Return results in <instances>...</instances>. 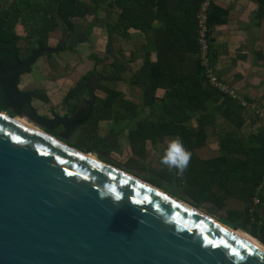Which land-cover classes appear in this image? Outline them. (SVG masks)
I'll return each mask as SVG.
<instances>
[{
  "label": "water",
  "instance_id": "95a60500",
  "mask_svg": "<svg viewBox=\"0 0 264 264\" xmlns=\"http://www.w3.org/2000/svg\"><path fill=\"white\" fill-rule=\"evenodd\" d=\"M53 50L0 70L15 108L0 111V264H264V249L232 225L46 133L77 124L39 115L14 81ZM254 236L264 245V231Z\"/></svg>",
  "mask_w": 264,
  "mask_h": 264
},
{
  "label": "trees",
  "instance_id": "16d2710c",
  "mask_svg": "<svg viewBox=\"0 0 264 264\" xmlns=\"http://www.w3.org/2000/svg\"><path fill=\"white\" fill-rule=\"evenodd\" d=\"M203 1L197 0L196 8L176 14L178 19L187 18L191 27H174L169 21L163 24L162 28L167 33L165 43L161 41L162 37L156 29L155 63L147 60L144 67L132 69L124 57L115 58L111 50L103 57L98 53H91L90 57L95 64L102 66L96 74L99 81H107L101 88L108 97L105 100L97 98L92 116L84 114L82 119L88 121L85 129L91 126L94 129L92 132L95 133L100 120H109L113 113L119 117L120 110H131L136 117L140 105L126 101L122 92L110 89L112 84L124 82V74L130 72V83L142 89V107L153 108L161 104L160 114L163 115L162 121H141L139 126L130 132V145L133 150H143L146 141H151L150 144L156 147L158 139L165 135L181 139L185 148L192 154L187 170L183 175H179L182 183L187 180L188 196L202 201L200 197L207 194L206 197H210V200L221 208L229 196L249 201L244 210H232L234 218L226 223L259 236L264 231V204L257 209L253 204L257 199H260V202L264 200L262 195L255 200L256 188L264 183V131L246 138L230 134L219 137L221 154L211 159H205L200 153V149L208 145L210 129L216 130L218 114L237 129L243 130L247 113V104L244 105L239 99L215 88L207 79L200 58L199 44L198 16ZM172 2L174 1L14 0L8 7L0 6V70L12 69L16 63V55L22 60L29 59L39 46H49L51 33L59 28L65 40L58 41L53 52L76 50L78 40L82 38L78 39L81 31L83 36L94 33L95 21L98 19L97 10L101 7L107 6L109 11H116L115 21L106 22L109 35L119 31L124 36L130 28L141 30L143 24L148 28L152 20L162 15L172 17ZM210 15L213 28L220 22L221 16L214 4ZM19 23L23 24L25 32L17 31L16 26ZM52 55L47 53L49 58H52ZM32 69L33 66L28 70ZM47 71L50 72L49 69ZM90 73L92 75L95 71ZM48 75L50 77V73ZM51 79L60 81L57 76ZM37 90L28 93L37 95ZM158 90L164 92L161 98L157 96ZM75 96L71 89L66 95L67 103ZM0 103V111L9 113V109L13 110L1 85ZM11 115H14V112ZM195 117L197 126L193 128L189 123ZM229 180L234 183L232 186L227 183ZM214 184L220 188L216 193L211 192V186Z\"/></svg>",
  "mask_w": 264,
  "mask_h": 264
},
{
  "label": "crops",
  "instance_id": "0c3cea01",
  "mask_svg": "<svg viewBox=\"0 0 264 264\" xmlns=\"http://www.w3.org/2000/svg\"><path fill=\"white\" fill-rule=\"evenodd\" d=\"M172 1H174L171 3L172 5L170 7V9H172V17L167 18V16L162 15V18L158 17L152 20L148 28L146 24H143L144 27L141 30L130 28L124 36L122 32L119 31H114L111 35H109V30L107 27L108 24L106 22L108 21L109 23H113L115 21L116 11L114 9L109 11L107 6L101 7L97 10L98 19L95 21V32L98 34L99 39H102V41L106 42V44H104L107 46L108 53L111 50L114 52L115 58H121V56L124 57V59L129 64H131L130 66L132 69L144 67L147 60L155 63L157 61V51L155 50L157 34L156 29H158L160 37H162L161 41L165 43L167 39V33L164 32V28H162L163 24H166V21H169V23H172L174 27H179L180 25V28L191 27V22L187 18L178 19L176 14L177 12L185 13L188 9L192 10L198 6L197 0ZM0 6L5 5L1 4ZM214 6L221 12V16L220 22L215 24V27H213V43L211 51V61L214 66L213 68L219 78L229 88L236 92L235 98L242 101L243 104H247V113L245 116V125L243 130L234 127L233 124L221 114L217 115V123L215 126L216 130L215 128L210 129L209 134L211 136L208 140V145L200 149V153L204 155L205 159H211L219 153L221 154L219 137H225L224 135L230 134L235 137L246 138L264 131V0H216ZM19 28L22 29L24 26L19 24ZM169 28L171 27L169 26ZM57 30H59L58 33H51L50 39L53 41L57 38L58 41H60L61 34L63 36L61 29L59 28ZM57 34L59 36H57ZM81 36H83V31L79 33L78 39ZM114 36L119 37L118 42L115 44ZM80 40L81 39L78 40V43H80ZM58 41L56 43H58ZM56 43L53 42L52 44L55 45ZM79 51V48H76V50L73 51L65 50L56 54H58L60 61H63L65 60L66 56L76 54ZM97 52L98 51L94 53ZM41 63L36 65L40 66L38 68L40 73L38 77H36L40 85L39 87L35 86V89H30L27 92L35 91L39 89L40 86H43V81L46 83L49 81L52 86V96H54V94H58L57 92H59L62 94V98L66 97L67 93L71 89H65V87L62 86L60 82L50 80L47 75L48 71L46 69L45 63L44 65ZM61 64L67 70L66 65H64L62 62ZM33 69L21 74L19 82L20 88L22 85H26L27 83L34 82L36 80L33 76ZM96 78L98 79V77ZM129 78L130 72H126L124 74L125 80L123 83H127V85L130 87L129 92H132L133 95H126L122 90L116 89L120 82L112 84L110 89L114 88L115 90L122 92L126 101H130L137 106L140 105L137 116L135 117L131 110H120L118 111L120 112L119 117L113 113L114 115L112 114L109 120H100L102 123L110 121V123L114 126L112 128V132H114V134H116L115 129L117 127H119V129L122 128L121 131H123V137L128 138V143L124 142L126 145H130V132L134 131L139 126V122H159L163 119V115L160 114L161 104L155 105L153 108L150 106L145 108L142 107V89L131 84ZM72 79L74 82V77ZM79 79H81L80 76L77 77V81ZM88 92L91 93L89 85ZM104 93L105 96H96V99L98 98L100 100H105L108 97V94L106 92ZM163 94V90H158L157 96L159 98H161ZM75 95L76 96L74 98L69 100L67 103V108H64L61 115H65L66 117L76 115L78 112H80V110L88 105V101L90 100H84L83 91L78 94L75 92ZM32 96V103L34 107H39L37 106L39 105L37 102L38 99L43 101L44 98H37L38 95L36 94ZM44 96V101L46 103L50 102V97H47L46 95ZM44 101L38 108V112L42 115L53 116V112L57 111L55 110V105H52V107H44ZM61 105L62 100L60 102V107ZM95 105H97V101ZM43 107L45 110H43ZM57 109L60 108L57 107ZM258 111H260L261 114H258ZM197 116L198 115H196V117ZM196 117L189 123V125L193 128L197 126ZM97 131H99V129ZM175 138L178 137L165 135L158 139V144L156 147L150 144L151 141H149V146H146L151 148L152 153L157 155V161H160L168 141ZM227 183L229 186L234 184H232L230 180ZM242 184H244V182H242ZM219 189L220 188L216 184L211 186V192L216 193ZM259 195L264 197V183L256 188L255 200L260 197ZM225 203L226 204L223 206V208L217 205L216 202H211V205H213L214 209H219L222 211L223 215L227 217L228 211L244 210L249 201L246 202L233 196H229ZM263 204L264 200L259 203L256 200L253 204V207L257 209L262 207Z\"/></svg>",
  "mask_w": 264,
  "mask_h": 264
},
{
  "label": "rangeland",
  "instance_id": "374dc122",
  "mask_svg": "<svg viewBox=\"0 0 264 264\" xmlns=\"http://www.w3.org/2000/svg\"><path fill=\"white\" fill-rule=\"evenodd\" d=\"M14 0H0V5L4 4L5 6L11 5V2ZM25 5V4H24ZM20 24V23H19ZM19 24H17L16 28L18 29L19 33L25 32V28L20 29ZM23 25V24H20ZM59 30H56L55 32L58 33ZM87 36H81L80 43L77 44L76 48H79V52L76 54H71L69 56L65 57V60H61L58 57V54L56 52H44L40 56L37 57L34 67L33 76L38 77L40 70L38 69L40 66H36L37 64L41 63L42 65L46 66V69H49V73H47L48 78L50 80L52 77H56L58 79H61L60 82L62 86L65 87V89H72L76 92V94L83 91L84 100L88 101L90 100V93L88 92V85L90 88L93 89L94 96L99 97L105 96L103 89L101 88L103 85L107 84V81H99L98 73L101 70V65L97 66L95 62L91 59L90 54L98 51L100 57L105 56L107 51V46L105 45L106 42L102 41V39H99L98 34L94 31L92 35ZM97 35V36H96ZM57 36H59L57 34ZM64 36L60 37V40L63 39ZM118 36H114V44L118 42ZM58 41V38L54 41L51 39H48L49 46L46 47H52L56 46V42ZM22 42V41H21ZM56 43L53 45L52 43ZM105 43V44H104ZM23 44V43H22ZM83 44V46H82ZM103 50V52H102ZM71 51V50H70ZM106 51V52H105ZM47 53H52V58L47 57ZM54 58V60H53ZM61 62L66 65L67 70L62 66ZM36 66V67H35ZM71 66V67H70ZM73 67V69H72ZM95 71L94 74L91 75L90 72ZM98 71V72H97ZM78 74V75H77ZM80 76L81 79L77 81V77ZM84 76V77H83ZM74 77V82L72 81ZM98 77V79L96 78ZM55 81V80H53ZM49 82V81H48ZM46 83L45 81L42 82L43 86H40L39 90H37V98L45 99L46 95L47 97H50V102H45L44 99V107H48L52 105H55V110L53 112V115H61L64 108H67V99L66 97L62 98V94L57 92L58 94H54V96L51 95L52 86L49 83ZM56 82V81H55ZM41 84V85H42ZM56 84V83H54ZM74 84V85H73ZM39 82L37 79L34 82H29L26 85L21 86L22 91H29L30 89H35V86L39 87ZM119 87V88H118ZM116 89H120L125 93L126 95L132 94L130 91V87L127 85V83L120 82ZM44 95H43V94ZM62 98V99H61ZM72 99V98H71ZM70 99V100H71ZM62 100V105L60 107V102ZM42 100L38 99V103L42 105ZM69 102V101H68ZM1 105V103H0ZM36 111H38V108ZM43 107V108H44ZM60 108V109H57ZM54 108V107H53ZM45 110V108L43 109ZM10 114L14 112V110H8ZM27 119V118H26ZM29 122L33 123L35 126L39 127L35 121L31 119H27ZM99 131L96 130L95 133L92 131L94 130L89 126V129L84 128H78L75 132L69 134V135H63V127L62 125L57 128V132H47L46 133L55 135L58 139L62 140L67 145L72 146L75 149L84 151L86 153L87 150H96L97 158L102 161L106 162L128 174H131L141 180H146L156 186H160V188L164 189L168 193H171L172 195L176 197H180L181 199L190 201L189 199H192L190 196H188V193H186L188 184L187 180L185 182H181V177L176 174L175 171H169L166 167L162 166L160 161H157V155L153 154L151 151V148L147 147L149 146V141H146L145 144L147 145L143 150L142 148L138 151H134L131 145H126L124 142L128 143V138L123 137V131H121L122 128L119 129L117 127L115 129V133L113 134L112 128L114 127L110 121L104 122L99 121L97 123ZM95 125V126H97ZM41 128V127H39ZM42 129V128H41ZM92 132V133H89ZM95 134V135H93ZM113 136V137H112ZM161 148V147H160ZM205 196L200 197L202 201L197 200H191L190 202L192 205L198 207L202 212H205L206 214H209L210 216L216 218L217 220L222 221L223 223L230 222L233 216V211H228L227 217L223 215V212L219 209H214L213 205H211L210 197L207 198ZM211 201V202H210ZM228 224V223H226ZM246 234L249 235L246 231H243ZM251 236V235H249ZM253 237V236H252Z\"/></svg>",
  "mask_w": 264,
  "mask_h": 264
},
{
  "label": "built area",
  "instance_id": "2783aa9c",
  "mask_svg": "<svg viewBox=\"0 0 264 264\" xmlns=\"http://www.w3.org/2000/svg\"><path fill=\"white\" fill-rule=\"evenodd\" d=\"M216 0H204L201 6L199 20V44L200 58L202 65L206 70V76L209 83L220 91L236 97V92L229 88L216 74L211 59L212 43H213V28L210 24L211 8ZM246 105V104H244ZM258 114L260 111L257 112ZM261 114V113H260ZM262 116V115H260ZM260 202V199H257Z\"/></svg>",
  "mask_w": 264,
  "mask_h": 264
},
{
  "label": "clouds",
  "instance_id": "9594fccd",
  "mask_svg": "<svg viewBox=\"0 0 264 264\" xmlns=\"http://www.w3.org/2000/svg\"><path fill=\"white\" fill-rule=\"evenodd\" d=\"M191 156V152L185 148L182 140L175 138L168 141L160 162L169 171L183 175L190 164Z\"/></svg>",
  "mask_w": 264,
  "mask_h": 264
},
{
  "label": "flooded vegetation",
  "instance_id": "af4514ba",
  "mask_svg": "<svg viewBox=\"0 0 264 264\" xmlns=\"http://www.w3.org/2000/svg\"><path fill=\"white\" fill-rule=\"evenodd\" d=\"M21 59V58H20ZM35 63H33L32 65H31V67L34 65ZM31 67H29V68H31ZM26 71H30V70H26ZM26 71H23V72H21V74H23L24 72H26ZM21 74L16 78V80L14 81V83L19 87V82H20V76H21ZM20 88V87H19ZM91 89V92H92V88H90ZM25 92H27V91H25ZM28 93V92H27ZM29 94V93H28ZM32 95V94H31ZM90 95H91V97H90V101H88V105L85 107V108H83L82 110H80V112H78V114H76V115H73V116H67L68 117V119H69V122L71 123V124H77V126L75 127V128H71V127H65V126H63L62 125V127H63V135H69V134H71V133H73V132H75L78 128H84V126L88 123V121L86 120V119H82V116L84 115V114H88V116L89 117H91L92 116V113H93V108H94V105H95V103H96V96H94V94H93V96H94V101H93V108H92V110L90 111V103L92 102V100H93V96H92V94L90 93ZM32 98H33V96H32ZM9 106H10V108H12V109H15L14 108V106L13 105H11L10 103H9ZM37 108H35V110H36ZM36 112H38V111H36ZM38 114L39 115H42V114H40L39 112H38ZM42 116H44V117H46V118H48V119H51V118H54V116L55 115H53V116H47V115H42ZM60 116H64V117H66L65 115H60ZM61 125H57V126H54L53 127V129H52V132H57V128H59Z\"/></svg>",
  "mask_w": 264,
  "mask_h": 264
},
{
  "label": "bare ground",
  "instance_id": "6f19581e",
  "mask_svg": "<svg viewBox=\"0 0 264 264\" xmlns=\"http://www.w3.org/2000/svg\"><path fill=\"white\" fill-rule=\"evenodd\" d=\"M21 121L23 124L35 129L36 131L43 132L41 129H39V127H37L33 123L29 122L26 118H22ZM92 157H93V155H92ZM231 229L234 230L242 238L247 239L248 241H251V242L255 243L256 245H258L260 248L264 249V245L254 235L249 234V235H251V236H249L248 234L243 232V231H245L243 229H234L232 227H231Z\"/></svg>",
  "mask_w": 264,
  "mask_h": 264
}]
</instances>
